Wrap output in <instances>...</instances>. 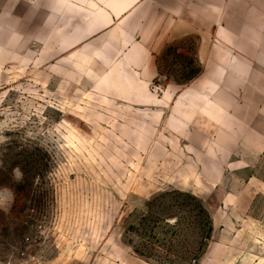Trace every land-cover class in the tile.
<instances>
[{"label":"rangeland","instance_id":"374dc122","mask_svg":"<svg viewBox=\"0 0 264 264\" xmlns=\"http://www.w3.org/2000/svg\"><path fill=\"white\" fill-rule=\"evenodd\" d=\"M48 51L0 66V264H264V152L216 170L182 150L194 57L164 49L138 89L97 40Z\"/></svg>","mask_w":264,"mask_h":264},{"label":"crops","instance_id":"0c3cea01","mask_svg":"<svg viewBox=\"0 0 264 264\" xmlns=\"http://www.w3.org/2000/svg\"><path fill=\"white\" fill-rule=\"evenodd\" d=\"M34 40L53 56L97 40L90 55L122 57L138 89L164 49L190 55L199 78L172 101L188 167L225 169L238 147L264 152V0H0V66Z\"/></svg>","mask_w":264,"mask_h":264},{"label":"built area","instance_id":"2783aa9c","mask_svg":"<svg viewBox=\"0 0 264 264\" xmlns=\"http://www.w3.org/2000/svg\"><path fill=\"white\" fill-rule=\"evenodd\" d=\"M27 253H22V257H26ZM23 264H43V262L40 259L37 258H31L28 261L24 262Z\"/></svg>","mask_w":264,"mask_h":264},{"label":"clouds","instance_id":"9594fccd","mask_svg":"<svg viewBox=\"0 0 264 264\" xmlns=\"http://www.w3.org/2000/svg\"><path fill=\"white\" fill-rule=\"evenodd\" d=\"M19 173V175H17ZM15 178L17 180L22 179V173H20L19 169L14 170Z\"/></svg>","mask_w":264,"mask_h":264},{"label":"trees","instance_id":"16d2710c","mask_svg":"<svg viewBox=\"0 0 264 264\" xmlns=\"http://www.w3.org/2000/svg\"><path fill=\"white\" fill-rule=\"evenodd\" d=\"M199 213L202 214L203 216H205L206 219H208V215L206 214L204 209L200 208V212Z\"/></svg>","mask_w":264,"mask_h":264}]
</instances>
